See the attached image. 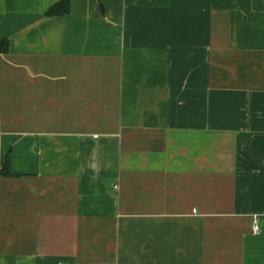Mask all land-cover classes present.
<instances>
[{
    "label": "crops",
    "instance_id": "crops-1",
    "mask_svg": "<svg viewBox=\"0 0 264 264\" xmlns=\"http://www.w3.org/2000/svg\"><path fill=\"white\" fill-rule=\"evenodd\" d=\"M58 1L0 0V264H264V0Z\"/></svg>",
    "mask_w": 264,
    "mask_h": 264
},
{
    "label": "trees",
    "instance_id": "trees-1",
    "mask_svg": "<svg viewBox=\"0 0 264 264\" xmlns=\"http://www.w3.org/2000/svg\"><path fill=\"white\" fill-rule=\"evenodd\" d=\"M69 2L70 0H60L53 5L49 7V9L46 11V15L48 16H53V15H62L68 12V7H69ZM9 44L6 39L0 41V54L1 53H6L8 51ZM10 155L8 154L6 156V161L4 166L0 169V174L2 175H11L10 171Z\"/></svg>",
    "mask_w": 264,
    "mask_h": 264
},
{
    "label": "built area",
    "instance_id": "built-area-1",
    "mask_svg": "<svg viewBox=\"0 0 264 264\" xmlns=\"http://www.w3.org/2000/svg\"><path fill=\"white\" fill-rule=\"evenodd\" d=\"M252 230L255 233H258L260 228H259V222H258V217L253 216L252 218Z\"/></svg>",
    "mask_w": 264,
    "mask_h": 264
}]
</instances>
